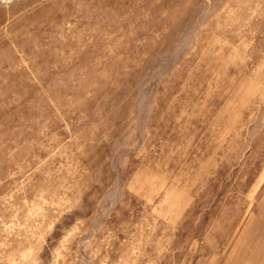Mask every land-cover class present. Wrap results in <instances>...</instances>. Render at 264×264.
<instances>
[{
	"label": "rangeland",
	"instance_id": "rangeland-1",
	"mask_svg": "<svg viewBox=\"0 0 264 264\" xmlns=\"http://www.w3.org/2000/svg\"><path fill=\"white\" fill-rule=\"evenodd\" d=\"M0 264H264V0H0Z\"/></svg>",
	"mask_w": 264,
	"mask_h": 264
}]
</instances>
